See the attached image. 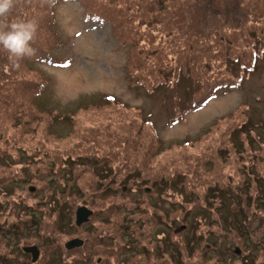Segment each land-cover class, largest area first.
Here are the masks:
<instances>
[{
  "label": "rangeland",
  "instance_id": "1",
  "mask_svg": "<svg viewBox=\"0 0 264 264\" xmlns=\"http://www.w3.org/2000/svg\"><path fill=\"white\" fill-rule=\"evenodd\" d=\"M233 1L15 0L38 26L31 55L0 45V264H264L261 23Z\"/></svg>",
  "mask_w": 264,
  "mask_h": 264
},
{
  "label": "trees",
  "instance_id": "2",
  "mask_svg": "<svg viewBox=\"0 0 264 264\" xmlns=\"http://www.w3.org/2000/svg\"><path fill=\"white\" fill-rule=\"evenodd\" d=\"M203 1L205 3V7H204V11H203L202 14L204 15V14H207V13L213 11V7L215 6V0H203ZM261 5H263V6L261 7ZM231 11H233V12L236 11V13H239L238 16L242 17V19H243L242 23L245 22V21H248L250 19H254V22L261 23L260 25H257V23L254 24L253 28L248 33L250 40H248L247 42H245L246 44H250V45L253 46V50L251 52V60H253L255 62V61H257L256 60V58H257L256 55L259 54L260 50L263 49L262 50L263 52L261 54L262 55L264 54V4H262V3H260L258 1V2H256L253 5L252 8H243V7H241L240 2H238L237 0H234L233 3L231 4V8L228 9L226 11V13H224L225 15L223 14V17L225 19H227V15H230L231 13H229V12H231ZM243 13H244V16H241V15H243ZM86 14L89 17L96 15V14H90V13H86ZM233 17H234L235 21H239V18L238 17H236V16H233ZM34 47H35V45L32 46V48H34ZM38 49H40L39 51H41V48H38ZM38 59L41 62L46 61L48 63H52L51 62L52 61L51 52L50 51H43L42 50L41 56L39 55V58ZM181 77H183L186 80H188L190 78V74L189 73H183L182 74L181 71H178L177 76H175V81L173 83H175V85H178V80L179 79H182ZM219 87H220V85L217 84V85H215V86L212 87L211 92L207 91L204 94H202V93L201 94H198V93L192 92L191 93V98H190L191 105H193L195 108L202 107V105H204V103L207 100H209L214 95V91L216 89H218ZM181 114H182V112H181L180 109L179 110H176V113H175V116L174 117L180 118L181 117ZM2 156L4 158H6L5 153H3ZM108 162H106V160H105L103 169H106L107 170V168L110 165V164H108ZM105 176H106V174H105ZM4 186L5 185L3 183L2 184V187L4 188ZM238 201L240 202V198L238 199ZM236 209L237 210L239 209V206L237 204H236ZM242 211H243V214L247 216L243 220V222H245L246 219L249 217L246 205L243 206ZM37 221L38 220L34 219L33 222H37ZM244 227H246V226L244 225ZM24 229H25L24 227H21V228L18 229V231H21L20 235H22L24 233L23 232ZM185 249H186V245H185L184 249L182 250L183 253L185 252ZM157 259L158 258H156L155 260H157ZM155 262H152L151 264H156ZM215 264H222V263H221V261L220 262L217 261V262H215Z\"/></svg>",
  "mask_w": 264,
  "mask_h": 264
},
{
  "label": "clouds",
  "instance_id": "3",
  "mask_svg": "<svg viewBox=\"0 0 264 264\" xmlns=\"http://www.w3.org/2000/svg\"><path fill=\"white\" fill-rule=\"evenodd\" d=\"M14 5L15 0H0V45L13 57L23 58L34 52L30 42L35 37L38 25L35 20L7 22L8 14Z\"/></svg>",
  "mask_w": 264,
  "mask_h": 264
},
{
  "label": "water",
  "instance_id": "4",
  "mask_svg": "<svg viewBox=\"0 0 264 264\" xmlns=\"http://www.w3.org/2000/svg\"><path fill=\"white\" fill-rule=\"evenodd\" d=\"M75 222L77 225H81L84 221H87L89 216L93 213L92 210H89L86 206L82 205L77 207ZM67 249H73L75 247H80L83 245V240L80 238H73L65 242ZM23 251L30 252L32 262H36L39 259V249L35 245H28L23 247ZM234 253L240 254L241 250L238 247H235L233 250Z\"/></svg>",
  "mask_w": 264,
  "mask_h": 264
},
{
  "label": "flooded vegetation",
  "instance_id": "5",
  "mask_svg": "<svg viewBox=\"0 0 264 264\" xmlns=\"http://www.w3.org/2000/svg\"><path fill=\"white\" fill-rule=\"evenodd\" d=\"M25 254H26V253H25ZM26 256L28 257V256H30V255L28 254V255H26ZM36 263H37V262H36ZM33 264H34V263H33Z\"/></svg>",
  "mask_w": 264,
  "mask_h": 264
},
{
  "label": "bare ground",
  "instance_id": "6",
  "mask_svg": "<svg viewBox=\"0 0 264 264\" xmlns=\"http://www.w3.org/2000/svg\"><path fill=\"white\" fill-rule=\"evenodd\" d=\"M91 215H92V214H91ZM91 215H90V216H91ZM90 216H89V217H90ZM88 219H89V218H88Z\"/></svg>",
  "mask_w": 264,
  "mask_h": 264
}]
</instances>
